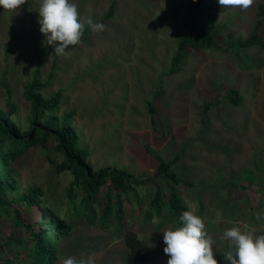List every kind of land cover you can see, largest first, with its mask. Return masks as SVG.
Segmentation results:
<instances>
[{
	"label": "rangeland",
	"instance_id": "374dc122",
	"mask_svg": "<svg viewBox=\"0 0 264 264\" xmlns=\"http://www.w3.org/2000/svg\"><path fill=\"white\" fill-rule=\"evenodd\" d=\"M70 2L78 5L81 18L91 17L106 27L93 32L85 25L81 43L69 46L65 55H57L39 30L42 0H27L13 11L0 7V108L10 100L17 108L13 120L22 130L29 127L24 91L42 60L39 76L47 85L42 93L50 98L61 92L57 116L75 112L71 124L78 144L96 170L119 168L144 179L156 172V156L167 162L178 156L172 168L181 184L173 189L204 220L218 264H227L224 254L230 245L221 239L225 230L244 221L255 229L254 236L264 235V218L256 219L264 212V22L258 23L264 17L257 15L262 0H254L248 10L222 8L209 0L211 8L193 25L205 26L214 17L217 46L190 48L181 70L173 74L169 70L185 34L182 23L191 0ZM256 27L263 45L235 46ZM232 89L240 96L238 105L227 97ZM53 146L31 150L14 167L21 189L41 186L47 200L61 204L68 200L73 177L56 172L52 161L59 156ZM158 183L168 199L169 183ZM152 192L144 193L140 213L135 202L125 205L122 231L117 223L102 230L76 221L72 236L60 242L56 264L90 252L97 253L96 264H124L125 231L152 247L145 264H167L163 231L177 224L166 211L161 218L144 219L145 196ZM24 216L32 223L39 213L27 210ZM11 235L29 237L13 214H4L0 237Z\"/></svg>",
	"mask_w": 264,
	"mask_h": 264
},
{
	"label": "trees",
	"instance_id": "16d2710c",
	"mask_svg": "<svg viewBox=\"0 0 264 264\" xmlns=\"http://www.w3.org/2000/svg\"><path fill=\"white\" fill-rule=\"evenodd\" d=\"M208 1L191 0L182 23L185 34L178 43L169 74L181 70V63L190 48L200 51L217 46L219 30L213 27L214 17L209 18L205 26L193 25L196 17H204L211 8ZM111 15L112 11L109 17ZM257 15L264 17V0L258 4ZM263 22V19L258 20L259 24ZM257 28L259 27H256L250 37L238 40L235 46L248 49L262 44ZM41 65L42 60L34 73V79L27 84L24 91L25 99L30 103L29 127L22 130L13 120L12 116L17 108L10 100L6 103V108H0V218L4 214H13L15 224L24 228L29 235L27 241L24 237L14 235L0 237V264H56L60 254V242L72 236L76 221H84L89 226L102 230L117 223L122 231L125 229L127 214L125 205L135 202L141 207L144 195L150 189L153 192L145 196L148 203L143 208L144 219L150 221L155 217L161 218L166 211L177 227H182L179 218L183 212L191 209L181 194L173 189L181 184L172 168L178 156L169 162L156 156V172L152 177L144 179H137L119 168L103 167L96 170L88 162V151L78 144L79 135L71 124L75 112L57 116L61 105V92L54 93L50 98L43 95L42 91L47 85L40 81ZM227 97L234 105L241 101L238 92L233 89L227 92ZM149 110L153 115L152 105ZM51 142L59 156L58 161H52L56 172L70 173L73 177L68 189V200L61 204L47 200L46 192L41 186L21 189L14 167L16 161L31 150L49 149ZM158 179L166 181L173 189L168 199L165 198ZM34 209L39 216L32 223H28L24 212ZM141 210L142 207L139 213ZM123 240L128 249L124 264L149 262L153 254L152 247L137 234L125 231Z\"/></svg>",
	"mask_w": 264,
	"mask_h": 264
},
{
	"label": "clouds",
	"instance_id": "9594fccd",
	"mask_svg": "<svg viewBox=\"0 0 264 264\" xmlns=\"http://www.w3.org/2000/svg\"><path fill=\"white\" fill-rule=\"evenodd\" d=\"M27 0H0V7L13 11ZM222 8L248 10L254 0H217ZM40 32L48 45L53 46L57 55H65L69 46L81 43L85 25L93 32H102L105 25L94 22L91 17L81 18L78 5L70 0H42L38 7ZM264 218V212L256 214V219ZM182 227L163 231L164 253L169 257L167 264H218L214 258L213 240L205 230L204 220L192 211L180 216ZM255 229L244 221L225 230L222 240L229 242V250L224 254L227 264H264V235L254 236ZM97 253L86 257L68 256L61 264H96Z\"/></svg>",
	"mask_w": 264,
	"mask_h": 264
}]
</instances>
